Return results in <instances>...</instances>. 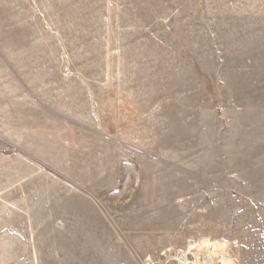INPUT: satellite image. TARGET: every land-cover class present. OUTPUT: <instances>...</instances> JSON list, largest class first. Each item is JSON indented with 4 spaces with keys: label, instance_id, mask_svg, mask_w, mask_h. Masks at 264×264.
<instances>
[{
    "label": "rangeland",
    "instance_id": "1",
    "mask_svg": "<svg viewBox=\"0 0 264 264\" xmlns=\"http://www.w3.org/2000/svg\"><path fill=\"white\" fill-rule=\"evenodd\" d=\"M217 242L264 264V0H0V264Z\"/></svg>",
    "mask_w": 264,
    "mask_h": 264
},
{
    "label": "bare ground",
    "instance_id": "2",
    "mask_svg": "<svg viewBox=\"0 0 264 264\" xmlns=\"http://www.w3.org/2000/svg\"><path fill=\"white\" fill-rule=\"evenodd\" d=\"M213 242V241H212ZM197 245V244H195ZM182 263L191 264L192 258H194V264H220L224 256L222 246L219 242L208 249L197 247L195 250L188 249L181 250ZM191 255V257H190Z\"/></svg>",
    "mask_w": 264,
    "mask_h": 264
},
{
    "label": "built area",
    "instance_id": "3",
    "mask_svg": "<svg viewBox=\"0 0 264 264\" xmlns=\"http://www.w3.org/2000/svg\"><path fill=\"white\" fill-rule=\"evenodd\" d=\"M190 260H191V264H194L193 263L194 262V258H192ZM219 263L222 264L221 262H219ZM143 264H167V263L164 262V261H162V260H155L152 257H148V258H146V259L143 260ZM181 264H184V263H181Z\"/></svg>",
    "mask_w": 264,
    "mask_h": 264
}]
</instances>
